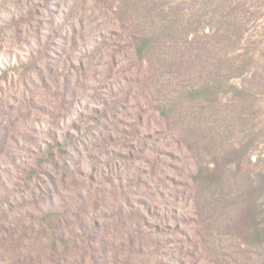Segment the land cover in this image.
Here are the masks:
<instances>
[{"label": "rangeland", "instance_id": "374dc122", "mask_svg": "<svg viewBox=\"0 0 264 264\" xmlns=\"http://www.w3.org/2000/svg\"><path fill=\"white\" fill-rule=\"evenodd\" d=\"M111 3L0 0V264L243 261L213 219L264 176V0H180L193 46L144 61Z\"/></svg>", "mask_w": 264, "mask_h": 264}, {"label": "trees", "instance_id": "16d2710c", "mask_svg": "<svg viewBox=\"0 0 264 264\" xmlns=\"http://www.w3.org/2000/svg\"><path fill=\"white\" fill-rule=\"evenodd\" d=\"M120 19L125 21L126 29L130 30L132 45L137 57L144 61L147 56L160 55L163 48L171 51L181 47L193 46L194 35L197 29L193 28L189 19V8L178 3L180 0H110ZM200 20L199 23H201ZM187 23V24H186ZM182 39V41H181ZM202 88L190 91V99L200 95H212L209 83ZM162 113L167 117L170 110L162 107ZM257 165V164H256ZM229 180H226V183ZM244 189V190H243ZM240 194L222 197L224 204L214 216V223L224 221L222 227L234 229L242 233L243 245L252 249H245L238 253L244 257L242 261H233L231 264H264V200L260 202L257 192L264 195V176L260 181L246 184ZM238 192V191H237ZM226 201V202H225ZM226 205V206H225ZM229 207H232L230 211ZM221 264H228L224 262Z\"/></svg>", "mask_w": 264, "mask_h": 264}]
</instances>
